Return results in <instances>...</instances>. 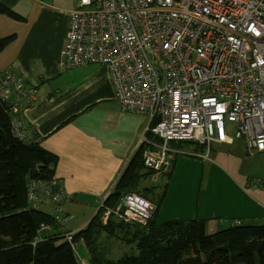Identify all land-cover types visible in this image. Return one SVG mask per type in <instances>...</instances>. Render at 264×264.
Wrapping results in <instances>:
<instances>
[{
	"label": "crops",
	"instance_id": "obj_1",
	"mask_svg": "<svg viewBox=\"0 0 264 264\" xmlns=\"http://www.w3.org/2000/svg\"><path fill=\"white\" fill-rule=\"evenodd\" d=\"M76 4L77 0H0L12 12H0V41H5L0 50V76L8 83L0 88V102L12 103L13 112L7 115L15 124L13 133L35 142L56 164L51 180L38 184L40 178L29 179L36 183L29 182L22 210L54 217L60 230L54 237L70 243L77 264H91L85 230L96 215L97 221L106 223L107 209L117 220L115 206L123 193L134 191L119 189V179L130 160L150 147L142 138H158L146 132L149 116L119 108L106 66L63 67L62 49ZM168 147L167 165L138 184V188L154 189L149 193L154 200L160 202L162 196L158 209L151 200L156 210L146 229L152 223L182 219L160 221L165 197L178 189L191 190L195 179H200L199 201L202 195L205 203L216 205H199L196 210L194 218L205 221L206 231L215 216L234 220L231 227L264 225V151L247 153L243 138L214 144L211 149L203 146V150L190 142L171 141ZM146 181L151 184L145 185ZM223 181L233 190L225 189ZM31 185L35 186L34 200ZM43 191L60 196L54 199ZM45 221L41 222L43 230L48 226ZM122 228L117 226V230ZM67 232L73 233L72 241L66 238ZM77 242L83 244L82 250L75 246Z\"/></svg>",
	"mask_w": 264,
	"mask_h": 264
},
{
	"label": "built area",
	"instance_id": "obj_2",
	"mask_svg": "<svg viewBox=\"0 0 264 264\" xmlns=\"http://www.w3.org/2000/svg\"><path fill=\"white\" fill-rule=\"evenodd\" d=\"M62 57L106 66L119 108L150 117L161 141L142 138L147 168L167 165L171 140L211 149L243 138L247 153L264 151V0H77ZM155 210L125 192L114 212L146 223Z\"/></svg>",
	"mask_w": 264,
	"mask_h": 264
},
{
	"label": "trees",
	"instance_id": "obj_3",
	"mask_svg": "<svg viewBox=\"0 0 264 264\" xmlns=\"http://www.w3.org/2000/svg\"><path fill=\"white\" fill-rule=\"evenodd\" d=\"M0 12L12 13L2 5ZM4 42L0 41V50ZM147 132L151 136L152 132ZM197 145L203 150V145ZM55 168L54 158L48 152L13 133L9 115L0 103V264H77L70 243L54 237L59 230L54 217L44 218L39 212L22 210L27 200L26 188L33 181L29 179L51 180ZM153 173L154 170L145 166L142 152L130 160L118 188L134 189L133 192L155 202L158 209L162 196L158 202L149 195L154 189L138 188L140 180L148 179ZM111 216L104 224L102 220L97 221L96 215L85 230L91 264H264V225H239L207 233L205 221L197 218L152 223L147 229H138L136 248L139 253L109 259L95 243L97 234L104 231V225H108L109 230L126 226L113 217L114 226ZM115 216L125 220L120 215ZM43 219L53 226L43 230Z\"/></svg>",
	"mask_w": 264,
	"mask_h": 264
},
{
	"label": "rangeland",
	"instance_id": "obj_4",
	"mask_svg": "<svg viewBox=\"0 0 264 264\" xmlns=\"http://www.w3.org/2000/svg\"><path fill=\"white\" fill-rule=\"evenodd\" d=\"M199 180L195 179L192 182V189L189 191L178 189L170 194H166L164 209L161 212L160 221H166L173 217H181L182 219H189L191 217H196V210L199 208H204L208 206H216L215 203H205L201 195L200 201L198 196ZM216 181V180H214ZM206 183V180H202L201 186L203 187ZM151 184L149 181L145 182V185ZM213 184V180L210 181V185ZM225 184V185H224ZM221 185H224V188L227 190H233V187L228 183V181L221 182ZM148 188V187H146ZM161 193H162V188ZM157 190L155 195L157 194ZM160 193V194H161ZM212 208L211 210H213ZM235 219V218H233ZM125 222L126 226L121 230H109L104 225L105 229L103 232L98 233L95 239V243L98 245L99 249L103 252L106 258L109 259H119L123 255H136L138 254V249L136 248V238L137 230L144 228L150 222L145 224L139 222H128L117 217V222ZM232 222L234 220L219 219L214 217L207 224V233H213L220 229L231 228ZM57 223V222H55ZM238 223V222H237ZM105 224V223H104ZM238 225V224H236ZM51 226L48 225L46 228L49 229ZM102 227V226H101ZM75 246L80 250L83 249V244L81 242L75 243ZM80 259V256H79Z\"/></svg>",
	"mask_w": 264,
	"mask_h": 264
},
{
	"label": "bare ground",
	"instance_id": "obj_5",
	"mask_svg": "<svg viewBox=\"0 0 264 264\" xmlns=\"http://www.w3.org/2000/svg\"><path fill=\"white\" fill-rule=\"evenodd\" d=\"M5 72L6 76H8L9 74L6 72V71H3ZM1 105H2V109L3 111L8 114L9 112H13L12 111V103H8L6 101H1L0 102ZM9 122H10V126H11V129H13V127L15 126L14 122L9 118ZM18 128V127H17Z\"/></svg>",
	"mask_w": 264,
	"mask_h": 264
}]
</instances>
